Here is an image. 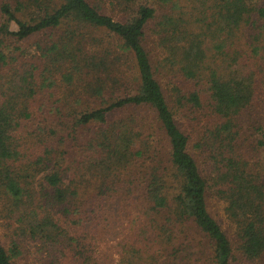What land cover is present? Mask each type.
<instances>
[{
    "label": "trees",
    "instance_id": "obj_1",
    "mask_svg": "<svg viewBox=\"0 0 264 264\" xmlns=\"http://www.w3.org/2000/svg\"><path fill=\"white\" fill-rule=\"evenodd\" d=\"M261 152L264 0H0V264H264Z\"/></svg>",
    "mask_w": 264,
    "mask_h": 264
},
{
    "label": "rangeland",
    "instance_id": "obj_2",
    "mask_svg": "<svg viewBox=\"0 0 264 264\" xmlns=\"http://www.w3.org/2000/svg\"><path fill=\"white\" fill-rule=\"evenodd\" d=\"M139 2H144V0H139ZM152 4H157L156 2H153ZM115 16L118 17V15ZM12 28L16 29L17 26L15 24H12ZM29 52L34 53L35 46L33 44V41L25 42V44H22ZM259 156H264V152L259 153ZM210 210L213 213V215L219 220V222L223 225V227L226 230H229V220L227 218V215L225 213V205L218 201L217 199H211L210 200Z\"/></svg>",
    "mask_w": 264,
    "mask_h": 264
}]
</instances>
